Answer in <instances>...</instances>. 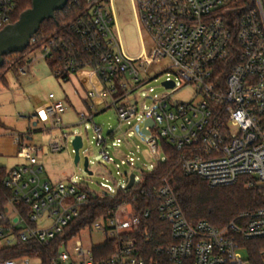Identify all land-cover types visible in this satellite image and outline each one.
I'll use <instances>...</instances> for the list:
<instances>
[{"label":"built area","instance_id":"1","mask_svg":"<svg viewBox=\"0 0 264 264\" xmlns=\"http://www.w3.org/2000/svg\"><path fill=\"white\" fill-rule=\"evenodd\" d=\"M84 1L76 16L52 35L39 40L34 34L30 49L37 48L34 52L52 63L58 79L66 80L85 69L95 78L86 91L88 108L79 112L78 118L80 126L88 122L92 125L104 162L114 163L109 147L117 153L122 143L128 149L133 147L132 131L139 135V123H143L142 133L149 137L147 145L155 162L150 171L137 168L136 173L134 164L140 159L130 150V155H123L122 163L131 171L118 170L123 183L102 182L96 191L79 183L73 174L58 181L46 176L39 154L61 153L69 135L37 145L23 134H14L18 155L29 163L10 169L3 181L12 191L0 209L4 245L17 240L45 245L59 239L58 253L50 264H253L248 247L249 242L258 240L264 249V206L243 211L223 226L206 220L192 223L167 178L153 191L142 188L130 193L105 221L91 225L103 232L104 242L113 240L109 256L95 259L93 246L85 248L80 239L69 249L79 233L67 237V228L91 197L104 199L137 190L144 174L154 173L166 159L164 140L181 151V168L186 175L198 176L210 187L232 185L247 177L248 187L257 184L264 192V0H255L237 19L228 14L231 0H133L153 42L149 52L137 56L124 50L116 34L112 0ZM15 13L16 0H0V30L12 23ZM155 64L165 66L149 77V69ZM17 71L25 73L26 67ZM161 74L166 76L162 83L165 92L153 97L147 92L152 104L139 106L136 92ZM188 87L193 88L188 101L174 97ZM109 108L115 109L119 133L111 130L104 134L94 121L96 114ZM65 110V102L50 93L48 104L35 116L51 131L63 128ZM133 121L137 122L130 128L133 130L122 129L123 124ZM159 153H163L162 159ZM85 157L92 172L83 167L87 174L98 171L107 179L112 177L107 165L100 163L92 170L96 162L87 154ZM80 161L75 163L74 155L71 157L74 165ZM132 174L134 182L129 188ZM138 197L155 199L160 219L170 228L172 241L155 247L151 254L139 246L137 229L150 209L135 213L132 204ZM122 207H127V214L120 213ZM161 233L166 238V233ZM31 259H8L1 264H31Z\"/></svg>","mask_w":264,"mask_h":264},{"label":"trees","instance_id":"2","mask_svg":"<svg viewBox=\"0 0 264 264\" xmlns=\"http://www.w3.org/2000/svg\"><path fill=\"white\" fill-rule=\"evenodd\" d=\"M254 3L255 0H231L227 6L228 14L237 19ZM31 6L32 0H16V13L12 23L16 22L20 14ZM84 6V0H69L63 9L55 12V19H46L41 23L35 35L39 40L52 35L64 23L72 20ZM30 46L23 52L4 55V64L0 66V80L3 79L4 71L8 69L17 71L24 66L25 57L37 49H30ZM49 65L51 67L52 63L49 62ZM2 128L4 125L0 122V131ZM23 135L28 136L25 133ZM162 145L166 159L160 162L154 173L144 174L137 190H127L114 197L104 199L91 197L88 205L82 207L80 215L70 223L67 228V237L77 235L84 228H91V225L97 221H105L116 211L124 199L130 197V193L138 192L142 188H145L146 191H153L164 178H167L172 184L184 215L192 223L206 220L215 226H223L243 211L264 206L262 188L257 184L248 187L246 185L247 177L232 185L210 187L206 180L195 175H186L183 172L180 150L166 140L162 142ZM8 173L9 170L0 165V209L12 195L11 189L3 183ZM132 205L135 213L150 209L149 216L143 219L137 229L139 246L146 247L148 253L151 254L155 247L172 241L169 224L160 219L158 203L155 199L138 197L137 202ZM162 231L166 233V238L161 237ZM261 243L258 240L249 242L248 255L253 264H264V249L261 247ZM58 245L59 239L45 245H41L35 240H17L8 246H1L0 244V264L8 259L23 260L26 257L37 258L41 264H50L52 258L58 253ZM92 251L95 259H103L109 256L113 251V240L107 239L102 244L94 245Z\"/></svg>","mask_w":264,"mask_h":264},{"label":"rangeland","instance_id":"3","mask_svg":"<svg viewBox=\"0 0 264 264\" xmlns=\"http://www.w3.org/2000/svg\"><path fill=\"white\" fill-rule=\"evenodd\" d=\"M115 16H116V23H115V31L116 34L120 37L122 45L124 50L131 56H137L142 54L144 51L149 52L152 46V39L150 38L149 33L147 30L143 27L141 24L137 11L136 6L133 0H112ZM36 57L38 59L37 61H41L43 65L47 68L49 79L45 80L41 83H39V87L36 88V90L41 89L43 93L48 95L50 92H53L55 94H59L63 92V89L67 90L65 88V82H63L61 79L56 78V76L53 74L52 69L48 67L46 61L43 57H40L37 52H32L27 55V58L30 57ZM165 64H155L153 68L149 69V77H153L155 74L159 73L163 68ZM9 67V65H8ZM86 70V69H85ZM84 70V71H85ZM89 71V69H87ZM82 70V76L84 79L81 81L82 84L87 87V81L85 80V73ZM81 72V71H79ZM13 75V70L9 69V71L6 73L7 77H10ZM144 79H147V76L142 75L141 76ZM166 76L165 74H161L157 76L156 78H153L152 80L146 82L143 84V86L136 92L135 98L138 100L139 106L144 104L146 107L150 106L152 104V100L146 97V93L149 92L150 96L159 95L165 92V87L163 86V81L165 80ZM41 80V79H40ZM76 88L80 90L79 88H82V84L78 82L74 83ZM153 89L151 92L150 89ZM193 95V88L188 87L186 89H183L182 91H179L177 94H175V98L181 99L183 101H188ZM77 110H81V107H77ZM77 112V114L79 113ZM73 113L71 116H64V122L69 123L71 125L65 126L63 128H57L51 130H46L47 126L43 122H39L38 125L33 126L31 122V128L33 130L32 136L33 139H31V143L37 144V145H44L47 142H49L50 138L53 139H61L64 138V135H69L70 137L67 140V146L66 148L59 153L60 155V161L62 160L61 164H58L56 166L55 171L51 170V166L53 165V161L55 158L54 156H48L44 164L47 168V170H51V172H47L46 176L49 180L55 181L59 177H61V173L67 172V174L74 175V178L79 183H85L87 184L91 189L93 190H100V184L102 182H108L111 185H114L115 183H123L122 175L120 173H125L131 171V167H129L128 164H123L122 159L123 155H130V150H132L135 155L139 157V161L135 162L134 171L136 173H139L138 169H143L145 171L151 170V164L155 162V160L152 158L149 152V147L147 145V141L149 139L148 135L142 133V125L143 123H139L136 127V131L139 132V135L135 134V131H132V145L133 147L131 149H128L124 143L120 144L118 147V153L115 151L114 148L109 147L108 151L110 153V156L113 158L114 163H106L102 159L101 154V147L98 146L93 138V128L92 125L88 122L83 126L79 125V118L78 115ZM94 121L96 124H99L103 128V133L107 134L109 131L114 130L116 133H119L118 125L119 120L116 115L114 108H109L106 111L100 112L95 115ZM136 121H133L131 125L123 124L122 129L123 130H133L130 129L134 127L136 124ZM80 133L83 136V147L80 149V156L81 161L79 165H74L71 162V157H73V146H72V139L73 136ZM52 135V136H51ZM30 142V141H29ZM138 148L140 150L138 151ZM89 155L90 160H93L96 162V164L91 165V169L95 170L96 166L100 163H104V165H107L112 177H105L102 173L96 171L94 174L89 175L84 171V160L85 156ZM160 159L164 157L163 153H159ZM51 161V163H50ZM55 162V161H54ZM51 165V166H49ZM118 165V166H117ZM118 170L120 173H118ZM53 171V172H52ZM62 178V177H61ZM128 209L127 207H122L120 210V213L122 215L127 214ZM105 235L103 232L96 228H84L82 229L77 237L73 239L69 243V249L73 248L75 241L77 239H80L84 245L85 248H91L94 245L100 244L104 242ZM1 246L4 245L3 240L0 241ZM31 264H41L40 260L37 258L31 259Z\"/></svg>","mask_w":264,"mask_h":264},{"label":"crops","instance_id":"4","mask_svg":"<svg viewBox=\"0 0 264 264\" xmlns=\"http://www.w3.org/2000/svg\"><path fill=\"white\" fill-rule=\"evenodd\" d=\"M37 60L35 56L30 58L26 56V63L24 64V67H26L25 73H20L12 69L13 75L7 77L6 73L9 71L8 69L3 72V79L0 80V122L4 125V128L0 131V165L5 166L8 170L29 163L26 158L18 155V145L13 135L16 133L28 134L27 140L31 142V139H33V130L30 124L32 122L33 126H36L41 122L35 115L40 109L46 107L49 102V94L53 93L50 92L46 95L41 89L36 90L39 87V83L49 79L47 68L41 61ZM48 67L51 69L49 64ZM84 73L87 87L81 82L84 79L81 71L71 74L66 80H62L65 82V88L67 90L63 89V92L58 95L54 93L55 97L63 100L66 105V110L63 114V127L71 125L64 122V116H71L75 112L77 114L79 111L77 107H81L79 112L85 111L90 103L86 97V91L95 82V78L88 70H85ZM75 82L82 84V88H79L80 90L76 88ZM34 122L37 124L34 125ZM58 154L46 155L40 153L39 158L44 164L45 159L49 155H55L53 157L55 158V162H52V166L49 165L51 166V170L55 171L56 166L62 163V160L60 161V155ZM45 169L46 173L51 172L50 169L47 170L46 166ZM68 176L69 174L63 171L61 173L62 178L59 177L55 181L65 179Z\"/></svg>","mask_w":264,"mask_h":264},{"label":"water","instance_id":"5","mask_svg":"<svg viewBox=\"0 0 264 264\" xmlns=\"http://www.w3.org/2000/svg\"><path fill=\"white\" fill-rule=\"evenodd\" d=\"M69 0H32V6L24 10L19 19L6 25L0 30V66L4 64V55L13 52H23L29 45L32 36L39 30L41 23L46 19H55V12L63 9ZM170 85L169 82H165ZM172 85V84H171ZM150 125H153L152 120H148ZM37 123L34 122V125ZM149 133V131H146ZM74 149V162L80 161V148L83 146V139L80 134H76L72 139ZM84 168L89 174L88 158L85 157ZM134 182V174L131 175V180L128 187H132Z\"/></svg>","mask_w":264,"mask_h":264}]
</instances>
